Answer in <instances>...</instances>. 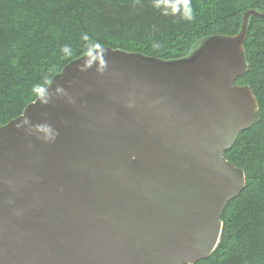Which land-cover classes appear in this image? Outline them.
I'll return each mask as SVG.
<instances>
[{"label": "water", "instance_id": "obj_1", "mask_svg": "<svg viewBox=\"0 0 264 264\" xmlns=\"http://www.w3.org/2000/svg\"><path fill=\"white\" fill-rule=\"evenodd\" d=\"M248 10L236 35L165 61L99 47L0 126V264H194L246 185L225 157L260 118Z\"/></svg>", "mask_w": 264, "mask_h": 264}, {"label": "trees", "instance_id": "obj_2", "mask_svg": "<svg viewBox=\"0 0 264 264\" xmlns=\"http://www.w3.org/2000/svg\"><path fill=\"white\" fill-rule=\"evenodd\" d=\"M250 9L264 11V0H0V126L95 45L175 60L201 39L238 34ZM244 47L235 83L252 88L260 118L225 157L246 185L224 210L216 249L194 264H264V18H249Z\"/></svg>", "mask_w": 264, "mask_h": 264}, {"label": "rangeland", "instance_id": "obj_3", "mask_svg": "<svg viewBox=\"0 0 264 264\" xmlns=\"http://www.w3.org/2000/svg\"><path fill=\"white\" fill-rule=\"evenodd\" d=\"M206 39V38H205ZM205 39H201L200 41H198V42H196L194 45H193V47L191 48V50H190V52H189V54L187 55V56H185V57H183V58H179V59H175V60H165V61H180V60H182V59H190V58H192V56H193V54L200 48V46L202 45V43H203V41L205 40ZM139 54H142V53H139ZM142 55H144V56H147V57H153V56H149V55H146V54H142ZM154 58V57H153ZM156 58V57H155ZM158 59H160V58H158ZM161 60H163V59H161Z\"/></svg>", "mask_w": 264, "mask_h": 264}, {"label": "clouds", "instance_id": "obj_4", "mask_svg": "<svg viewBox=\"0 0 264 264\" xmlns=\"http://www.w3.org/2000/svg\"><path fill=\"white\" fill-rule=\"evenodd\" d=\"M189 18H191V17H189ZM95 47L99 48V47H100V45H95Z\"/></svg>", "mask_w": 264, "mask_h": 264}]
</instances>
